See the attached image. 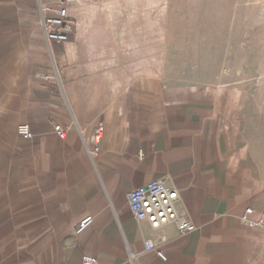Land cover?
I'll return each instance as SVG.
<instances>
[{
    "label": "crops",
    "instance_id": "crops-1",
    "mask_svg": "<svg viewBox=\"0 0 264 264\" xmlns=\"http://www.w3.org/2000/svg\"><path fill=\"white\" fill-rule=\"evenodd\" d=\"M56 2L0 0V264H264V229L241 221L264 218L258 106L235 87L168 81L147 0L70 4V41L48 44L41 9ZM156 180L194 232L135 218L128 193Z\"/></svg>",
    "mask_w": 264,
    "mask_h": 264
},
{
    "label": "rangeland",
    "instance_id": "rangeland-1",
    "mask_svg": "<svg viewBox=\"0 0 264 264\" xmlns=\"http://www.w3.org/2000/svg\"><path fill=\"white\" fill-rule=\"evenodd\" d=\"M146 9L148 47L162 13L168 81L238 88L264 124V0H147Z\"/></svg>",
    "mask_w": 264,
    "mask_h": 264
},
{
    "label": "built area",
    "instance_id": "built-area-1",
    "mask_svg": "<svg viewBox=\"0 0 264 264\" xmlns=\"http://www.w3.org/2000/svg\"><path fill=\"white\" fill-rule=\"evenodd\" d=\"M79 0H57L56 7H43L42 18L40 21L45 40L48 44L53 42L66 43L70 41V37L74 32V25L69 20L67 7ZM46 14H50L47 16ZM55 134L60 139H65L68 129L60 125L55 126ZM17 134L26 141H32L36 134L31 130L29 125H20L17 128ZM104 137L103 125L98 126L93 134V144L95 150L92 156H97L101 150V144ZM128 204L131 212L139 222H147L152 229L158 230L167 225L174 224L178 228L181 235H187L196 230L195 225L180 216L176 210V202L178 201V192L169 187L163 180L150 182L138 189L132 190L127 195ZM254 214L252 209H248L241 221L247 227L263 228L264 218L258 220L250 219ZM93 223L92 218L84 220L77 234L83 233ZM146 250H156L151 242H146ZM157 256L166 262L167 258L163 252L156 250ZM80 264H99L98 260L93 257H84Z\"/></svg>",
    "mask_w": 264,
    "mask_h": 264
}]
</instances>
